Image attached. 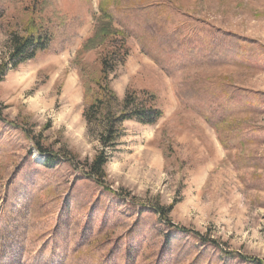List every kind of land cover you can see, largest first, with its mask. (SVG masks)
<instances>
[{
  "label": "rangeland",
  "instance_id": "rangeland-1",
  "mask_svg": "<svg viewBox=\"0 0 264 264\" xmlns=\"http://www.w3.org/2000/svg\"><path fill=\"white\" fill-rule=\"evenodd\" d=\"M29 33L0 81V264H264V0H0L1 65ZM118 49L109 87L162 116L98 180L83 111Z\"/></svg>",
  "mask_w": 264,
  "mask_h": 264
},
{
  "label": "trees",
  "instance_id": "trees-1",
  "mask_svg": "<svg viewBox=\"0 0 264 264\" xmlns=\"http://www.w3.org/2000/svg\"><path fill=\"white\" fill-rule=\"evenodd\" d=\"M107 20L112 23L111 15ZM11 50L4 64H0V81L6 71L16 68L19 64L34 57L38 50L46 48L48 36L46 34L29 33L27 36L13 38ZM126 49L107 52L101 58L100 79L96 82V89L90 93V102L83 111V118L90 133L97 138L99 150L88 164V172L100 180L104 176V167L109 158L116 151L119 140L124 134L125 121L134 120L141 124H154L162 112L154 105V96L147 92L141 95L135 91H127L119 100L115 92L109 87V76L119 64L125 60ZM160 216L166 218L164 207L155 209Z\"/></svg>",
  "mask_w": 264,
  "mask_h": 264
}]
</instances>
